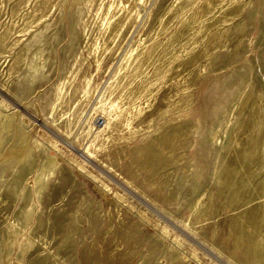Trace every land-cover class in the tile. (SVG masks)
Masks as SVG:
<instances>
[{"label":"rangeland","instance_id":"1","mask_svg":"<svg viewBox=\"0 0 264 264\" xmlns=\"http://www.w3.org/2000/svg\"><path fill=\"white\" fill-rule=\"evenodd\" d=\"M0 264H264V0H0Z\"/></svg>","mask_w":264,"mask_h":264},{"label":"bare ground","instance_id":"2","mask_svg":"<svg viewBox=\"0 0 264 264\" xmlns=\"http://www.w3.org/2000/svg\"><path fill=\"white\" fill-rule=\"evenodd\" d=\"M29 13V12H28ZM34 15V14H33ZM118 102V101H117ZM12 120V119H11ZM8 121V120H7ZM5 124V123H4ZM1 125H2V123H1ZM5 126V125H4ZM3 126V127H4ZM6 127V126H5ZM2 132V131H1ZM21 136V135H20ZM4 138V137H3ZM22 139V138H21ZM20 141H22V140H20ZM17 147V146H16ZM16 150H18V148L16 149ZM21 150V149H20ZM14 151V150H13ZM81 156L82 157H85V158H90V156H91V152L89 151V149L88 148H85L84 150H83V152H81ZM261 215V214H260Z\"/></svg>","mask_w":264,"mask_h":264}]
</instances>
